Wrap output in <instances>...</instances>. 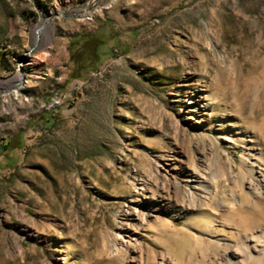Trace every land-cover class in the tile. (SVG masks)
Returning <instances> with one entry per match:
<instances>
[{
  "label": "rangeland",
  "instance_id": "1",
  "mask_svg": "<svg viewBox=\"0 0 264 264\" xmlns=\"http://www.w3.org/2000/svg\"><path fill=\"white\" fill-rule=\"evenodd\" d=\"M261 207L264 0H0V264H220Z\"/></svg>",
  "mask_w": 264,
  "mask_h": 264
},
{
  "label": "bare ground",
  "instance_id": "2",
  "mask_svg": "<svg viewBox=\"0 0 264 264\" xmlns=\"http://www.w3.org/2000/svg\"><path fill=\"white\" fill-rule=\"evenodd\" d=\"M40 31L41 27H39V35ZM193 193L192 190L188 193L190 200L193 198ZM259 213L261 218L250 228L251 231L249 233H246V231L250 229L246 230L245 227L244 229L242 228V230H238V250H227L232 244L231 242L225 243L222 250L224 253L227 250V253H225V257L220 264H235L236 262H238V264H264V207L259 209ZM138 247L140 248L139 250L142 251L141 245H138ZM219 247L221 246L219 245ZM237 259L238 261H236Z\"/></svg>",
  "mask_w": 264,
  "mask_h": 264
},
{
  "label": "trees",
  "instance_id": "3",
  "mask_svg": "<svg viewBox=\"0 0 264 264\" xmlns=\"http://www.w3.org/2000/svg\"><path fill=\"white\" fill-rule=\"evenodd\" d=\"M108 43V40L98 38L93 33H82L72 37L69 45L74 64L72 76L80 77L82 73L96 68L102 57L100 47Z\"/></svg>",
  "mask_w": 264,
  "mask_h": 264
},
{
  "label": "water",
  "instance_id": "4",
  "mask_svg": "<svg viewBox=\"0 0 264 264\" xmlns=\"http://www.w3.org/2000/svg\"><path fill=\"white\" fill-rule=\"evenodd\" d=\"M41 27H43V26H41ZM39 31V28L37 29V32Z\"/></svg>",
  "mask_w": 264,
  "mask_h": 264
}]
</instances>
